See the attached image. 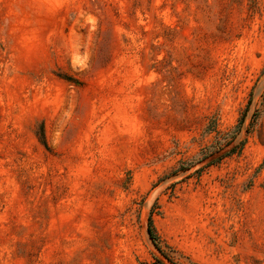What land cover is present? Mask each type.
<instances>
[{
    "label": "rangeland",
    "instance_id": "obj_1",
    "mask_svg": "<svg viewBox=\"0 0 264 264\" xmlns=\"http://www.w3.org/2000/svg\"><path fill=\"white\" fill-rule=\"evenodd\" d=\"M0 264H264V0H0Z\"/></svg>",
    "mask_w": 264,
    "mask_h": 264
}]
</instances>
